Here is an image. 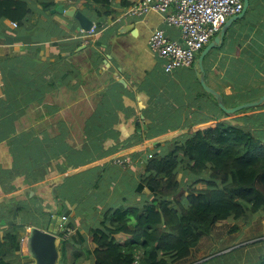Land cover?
<instances>
[{"label": "crops", "instance_id": "crops-1", "mask_svg": "<svg viewBox=\"0 0 264 264\" xmlns=\"http://www.w3.org/2000/svg\"><path fill=\"white\" fill-rule=\"evenodd\" d=\"M53 1L83 11L94 21L93 31L81 35L73 17L54 8L45 16L40 5L24 27L0 22V235L17 225L26 239L31 225L46 229V220L63 208L66 212L58 214L69 216L74 234L67 241L73 249L84 244V254L96 247L91 231L108 207L143 206L149 190L138 191V185L149 154L166 153L214 118L233 122L244 113L225 116L199 82L196 60L217 34L192 65L167 72L149 37L161 28L180 41L179 29L166 25L158 11L120 17L142 0H128L126 6L122 0ZM96 17L104 20L97 28ZM227 20L220 45L206 53L203 66L207 84L227 106H235L264 91V0H248L244 12ZM82 200L95 203L90 224L84 223L89 217L79 206ZM26 207L31 218L43 221L21 219ZM129 237L115 234L122 244ZM255 240L221 246L204 257L199 241L172 264H254L248 252L258 258L263 245L250 244ZM88 242L94 246L88 248ZM79 249L72 254L79 253L76 262L62 261L61 252L57 264H92L93 255ZM19 257L14 255L17 264H33Z\"/></svg>", "mask_w": 264, "mask_h": 264}, {"label": "trees", "instance_id": "trees-1", "mask_svg": "<svg viewBox=\"0 0 264 264\" xmlns=\"http://www.w3.org/2000/svg\"><path fill=\"white\" fill-rule=\"evenodd\" d=\"M127 1L122 0V5L126 6ZM37 5L41 7L39 11L45 13L58 3L0 0V22L8 19L17 27H24L38 10ZM97 13L99 17L100 12ZM109 13L111 11H105ZM45 16L52 14L45 13ZM103 21L96 17L95 27H100ZM263 93L259 92L253 99ZM211 97L218 110L229 116ZM260 105L262 108L237 112L244 115L233 122L214 118L171 150L149 157L138 185V191L144 186L149 190L143 206L106 209L91 231L96 247L93 251L85 250L87 256L93 255L92 264H172L187 257L191 248L209 234L217 222L232 218L249 223L256 215H263L264 121L259 116L264 115V102ZM254 110L260 112L245 114ZM256 128L261 132L260 137L255 135ZM199 182L205 187L196 188ZM16 226L0 235V264H17L14 255L20 252L21 236ZM117 233L130 237L122 244L115 238ZM262 243L258 258L248 252V258L256 261L254 264H264V240L250 243ZM63 250L67 258V249L63 247ZM77 254L74 253L73 261L78 259Z\"/></svg>", "mask_w": 264, "mask_h": 264}, {"label": "built area", "instance_id": "built-area-1", "mask_svg": "<svg viewBox=\"0 0 264 264\" xmlns=\"http://www.w3.org/2000/svg\"><path fill=\"white\" fill-rule=\"evenodd\" d=\"M242 9L243 0H142L124 8L120 17L158 11L163 14L166 25L179 29L180 41L170 39L161 28L153 30L148 41L150 49L165 60V71L171 72L177 67L192 65L196 53L219 32L227 18L239 14ZM92 31L93 28L90 31L80 28L79 33L83 35ZM72 231L68 216L62 215L57 234L61 240H66ZM25 240L21 239L22 249Z\"/></svg>", "mask_w": 264, "mask_h": 264}, {"label": "water", "instance_id": "water-1", "mask_svg": "<svg viewBox=\"0 0 264 264\" xmlns=\"http://www.w3.org/2000/svg\"><path fill=\"white\" fill-rule=\"evenodd\" d=\"M247 4L248 0H243V9L241 12H244L247 7ZM51 11H56L59 13H63L67 16L73 17L78 22L79 27L84 31L90 30L94 25V21L76 6L65 8L62 4H58L54 9H51ZM229 23L230 21L228 20L224 23L222 28L214 37L213 41L209 43L200 53L198 59L196 60V63L198 72L200 74L199 82L202 85L203 89L208 94L214 97L220 109H222L227 114H234L237 111L242 110L243 108L255 107L262 104L264 102V93L257 99L239 103L235 106H227L224 102L222 94L207 84L205 79L203 58L211 48L220 45V42L223 39V36ZM127 27L128 25L121 26L119 30L121 32H124ZM60 219L61 216L58 213H52L50 218L46 220V229H42L41 227L36 225H31L28 228L25 240V247L27 251V256H29L33 260V264L58 263L61 257L60 247L62 243L61 237L57 234Z\"/></svg>", "mask_w": 264, "mask_h": 264}, {"label": "rangeland", "instance_id": "rangeland-1", "mask_svg": "<svg viewBox=\"0 0 264 264\" xmlns=\"http://www.w3.org/2000/svg\"><path fill=\"white\" fill-rule=\"evenodd\" d=\"M241 99H243V98H241ZM244 102H247V101H244ZM241 103H243V102H241ZM262 106L263 105H258V106H255V107L262 108ZM249 108H251V107L243 108L242 110H247ZM254 111L256 113L260 112V110H254ZM259 118L261 119V121H264V115L259 116ZM254 132H255V135L257 137L261 136V132L259 131L258 128L254 129ZM199 186H202V185H199ZM89 192H91V190ZM117 192L120 194L121 189L119 188L117 190ZM80 203H81V201H80ZM35 205H38V204H35ZM60 205L62 207H64V208H68V206L65 205V204L61 203ZM79 206L80 207L81 206L85 207L87 209L89 218L85 219L84 223L85 224H90L91 221H92V218L94 217V212H96L95 203H83V200H82V203ZM55 211L57 213H59V214H62L64 212H66V211H64L63 208H58ZM26 212H29L28 211V207H26L21 212V219H23V220H25V219L33 220L34 223H39V222L43 221L42 218H37V219L36 218H31V216L29 215L30 212L29 213H26ZM33 215H34V217H36V216H39V215H42V214H33ZM68 219H69V216H68ZM20 225H23L25 227L26 224H21L20 223ZM233 226H236L237 229L233 230L232 229ZM70 236L72 237V236H74V234L71 233ZM70 236L68 238H70ZM235 236H237L238 238L236 239ZM263 237H264V213H263V215H258V216L256 215L255 217L251 218L249 223H246L243 220H234L232 218H229L227 221H225V220L224 221H220V222L216 223L213 226L212 233L209 234L208 236H203L198 244H201L202 247H205V250L203 251V256H202V257H204L205 255H207L209 253V251L219 250L218 248H220L221 246L233 245V244H236L239 241L240 242H246V241L250 242L252 240H255V239H258V238H263ZM89 241H91V240H89ZM91 243L88 242V245H91L90 247H88L87 245L86 246L88 248H92V246H94V245H93V243L92 244ZM83 245H79L77 248L74 247V249H73V247L70 245L69 241L64 242V243L62 241L61 247H60V250L62 252V257H63V258L61 257L62 261H65V260L66 261H70V259L73 258V255H72L73 251L78 250L79 248H80L79 249L80 250L79 251L80 254L84 255L85 253L84 254L82 253V250H84L82 248ZM215 245L216 246L218 245V247H216ZM63 247L67 248V253H66L67 258L64 257ZM23 249H24V251L20 250V252H19L20 253V257H21L20 261L22 263H26L27 261H30L32 259L29 256H27V251H26L25 245H23ZM236 253H238V252H234L233 254L235 255ZM83 259H84V257L81 258L80 260L84 261ZM210 262H212V261H210Z\"/></svg>", "mask_w": 264, "mask_h": 264}]
</instances>
